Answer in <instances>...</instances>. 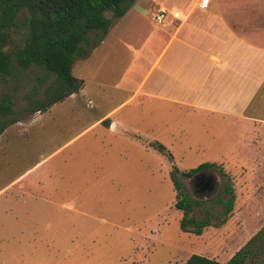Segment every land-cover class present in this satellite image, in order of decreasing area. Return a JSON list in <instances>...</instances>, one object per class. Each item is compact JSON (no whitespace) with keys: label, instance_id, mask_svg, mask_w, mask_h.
<instances>
[{"label":"rangeland","instance_id":"rangeland-1","mask_svg":"<svg viewBox=\"0 0 264 264\" xmlns=\"http://www.w3.org/2000/svg\"><path fill=\"white\" fill-rule=\"evenodd\" d=\"M195 1L134 0L120 18L106 12L103 42L72 65L86 80L82 93L44 113L25 111L27 95L41 96L55 75L11 61L0 98L12 94L18 122L0 135V264H184L192 255L224 264L264 226V0L195 8L151 77L172 58L169 88L183 87L180 102L146 94L126 101L174 33L154 12L187 11ZM24 36L19 25L3 50L21 47ZM121 103L111 117L116 132L110 120L111 131H85ZM152 141L172 162L148 147ZM204 163L213 164L206 171L215 193L197 194L178 174L182 191L202 202L199 210L218 211L213 200L229 178L234 207L221 227L182 233L170 171Z\"/></svg>","mask_w":264,"mask_h":264},{"label":"trees","instance_id":"trees-1","mask_svg":"<svg viewBox=\"0 0 264 264\" xmlns=\"http://www.w3.org/2000/svg\"><path fill=\"white\" fill-rule=\"evenodd\" d=\"M133 2L134 0H0V76L9 73L12 60L22 70L36 66L55 75V79L41 96L34 93L35 89L27 95V113H44L82 88L83 80L72 74L75 59L86 58L106 35L110 26L106 12H112L114 18H120ZM19 25L25 34L23 45L9 53L5 52L3 48L11 43V32L19 28ZM89 33H94L97 41L89 44ZM82 44L88 47L83 48ZM13 105L12 94L3 93L0 98V135L18 122L10 117ZM102 124L108 127V119ZM134 138L138 139L136 136ZM148 147L172 162L171 153L159 142H149ZM211 167L213 164L204 163L180 173L173 166L170 171L175 190L174 206L182 212V233L201 235L205 228L221 227L231 215L235 193L229 178L224 183L222 196L213 200L220 206L218 211L214 208L199 210L202 202L192 199L181 189L178 174L190 178ZM219 171L223 174L221 168ZM184 264L221 263L192 255ZM224 264H264V226Z\"/></svg>","mask_w":264,"mask_h":264},{"label":"crops","instance_id":"crops-1","mask_svg":"<svg viewBox=\"0 0 264 264\" xmlns=\"http://www.w3.org/2000/svg\"><path fill=\"white\" fill-rule=\"evenodd\" d=\"M192 8V6H191ZM189 8L187 11H190V14L194 11V9H191ZM209 9V6L208 8ZM207 9H200V10H207ZM156 12V11H155ZM154 12V14H155ZM212 13L214 16L220 14L219 12L215 13L216 11H213L212 10ZM126 14V13H125ZM124 14V15H125ZM153 14V15H154ZM189 14V16H190ZM123 15V16H124ZM217 17V16H216ZM189 19V18H188ZM187 23V22H186ZM185 23V24H186ZM182 25L180 28L178 29H174V33L173 35L171 36V38L167 41L166 43V46L164 47V49L161 51L160 55L154 60V62L152 63L151 67L148 69V71L146 72V74L142 77V79L137 83L135 89H134V92L132 93V95L126 100H130L132 99L133 97H137L138 95H141V94H146V95H149L151 97H156V98H160V99H163V100H167V101H172V102H180L178 99H181L183 97V94L185 93L183 91V87L180 85V87H177L175 89V92L172 93V89L169 88V83H172V78L170 77L172 73V58L169 59V62L167 65L164 66V69H163V73L159 74L158 76H155L154 79L151 80V77L154 73V71L157 69L158 65H159V62H160V57H161V54L163 53V51L165 49H167V47L170 46V44L172 43V41L174 39L177 38V34L180 32V30L185 26ZM104 40V39H103ZM103 40L101 41V43L103 42ZM185 40H181L180 42L181 43H184ZM186 42V41H185ZM99 43V44H101ZM99 45H97L94 49L91 50V52L89 53V55L84 59V61H87L89 60V57L91 56L93 50H95ZM83 61V62H84ZM82 62V63H83ZM222 64V61L220 60V62L218 63V65H221ZM170 72V74H168L167 72ZM126 77V76H125ZM83 80V79H82ZM123 79H120V81L117 83V87L120 86V84L123 82L121 81ZM168 80V82H167ZM151 81V84L152 86L149 88V89H146V85L147 83ZM86 84V80H83V86L82 88L85 86ZM82 88L77 92V93H82ZM76 93V94H77ZM76 94H72L73 96L76 95ZM70 95V96H72ZM125 101V102H126ZM61 104V103H60ZM123 103L119 104L117 107H114L113 109H111L110 111H108L105 115H103L101 118L99 119H96L93 123H91L85 131H93L94 129L96 130L97 127H103L105 130H108V131H111L110 129H107L109 127L105 126L104 124H102V122L106 119L110 120L111 121V125L113 124L115 126V132L118 130L119 126L121 127V125L119 124L118 121L116 120H112L111 117H112V114L122 105ZM110 126V125H109ZM84 131L80 132L79 134H77L75 137H73V139H71L69 142H71L72 140H74L75 138H78V136H80ZM124 133V131H122V134ZM26 173L28 171H25ZM26 173H23L22 175H20L19 178L23 177L26 175ZM19 178L17 179H14L11 183H14L16 182Z\"/></svg>","mask_w":264,"mask_h":264},{"label":"built area","instance_id":"built-area-1","mask_svg":"<svg viewBox=\"0 0 264 264\" xmlns=\"http://www.w3.org/2000/svg\"><path fill=\"white\" fill-rule=\"evenodd\" d=\"M210 0H196L191 9H207ZM190 11H184L178 8L158 9L153 15L154 21L162 27L178 29L184 25L189 18Z\"/></svg>","mask_w":264,"mask_h":264},{"label":"flooded vegetation","instance_id":"flooded-vegetation-1","mask_svg":"<svg viewBox=\"0 0 264 264\" xmlns=\"http://www.w3.org/2000/svg\"><path fill=\"white\" fill-rule=\"evenodd\" d=\"M188 179L192 182V184H194L195 192L197 194H202L205 198L212 196L217 189L215 186L211 190H204V187L209 179H211L212 182L216 181L210 174L207 173L206 170H202Z\"/></svg>","mask_w":264,"mask_h":264},{"label":"water","instance_id":"water-1","mask_svg":"<svg viewBox=\"0 0 264 264\" xmlns=\"http://www.w3.org/2000/svg\"><path fill=\"white\" fill-rule=\"evenodd\" d=\"M115 126L112 124L111 128H114ZM217 188V181L212 182L211 179H209L206 183V186L204 187V190H211L213 187Z\"/></svg>","mask_w":264,"mask_h":264}]
</instances>
